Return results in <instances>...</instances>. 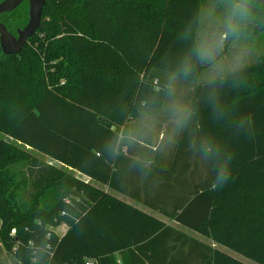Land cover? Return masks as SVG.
Segmentation results:
<instances>
[{"label":"trees","instance_id":"trees-1","mask_svg":"<svg viewBox=\"0 0 264 264\" xmlns=\"http://www.w3.org/2000/svg\"><path fill=\"white\" fill-rule=\"evenodd\" d=\"M246 2L258 19L239 36L264 32V0ZM203 7L204 0H48L39 35L18 54L0 51V244L19 262L247 264L95 182L264 264L263 56L204 81L227 43L214 64H197L181 79L192 88L194 115L169 140L168 159L159 153L164 140L147 147L127 137L128 122L172 96V71L206 31ZM205 143L215 156L205 157ZM233 154L232 177L209 191Z\"/></svg>","mask_w":264,"mask_h":264},{"label":"crops","instance_id":"crops-1","mask_svg":"<svg viewBox=\"0 0 264 264\" xmlns=\"http://www.w3.org/2000/svg\"><path fill=\"white\" fill-rule=\"evenodd\" d=\"M216 65H217V63L213 66L206 68L203 73L206 74L205 72L207 69H209L210 71L213 70V68H215ZM245 66H247V65L245 64ZM245 66H243V67H245ZM243 67L241 66L240 68H243ZM240 68H238V69H240ZM208 74H210V73H208ZM210 79H213V78H208L207 80L205 79L204 81H208ZM174 87H175V92L172 94V96H170L167 99L166 106L164 108H161L160 110H153V111L143 110L140 112L139 118L134 119V120L128 122V124H127V127H128L127 137H130L132 140L137 139L138 142L143 146L149 147L147 144L150 145L152 142H155L157 140H159V141L164 140L165 144H163L160 147L159 153L161 154L162 157H166L167 159L169 158L170 155H172V150H173L172 147L169 148V146H168L169 140L171 141L172 138L179 135L183 131V128H184V127L179 128L177 126L175 119L173 118V116L171 114V106L173 105V103H180V104L187 105L190 107V105L192 103V100H191L192 88L190 85L184 83L183 81H179V82H176ZM154 150H156V148H154ZM37 155L39 157L44 158V156H42L40 154H37ZM51 162H52V164L57 165L59 168H63L64 170H66L67 172H69L73 175L76 174V172H74V170L66 168V167L62 166L60 163H56L54 161H51ZM76 175L80 178L85 179L88 182L92 181L91 179H89L88 177H86L82 174H76ZM93 184L97 185L98 187H100L101 189H103L106 192L112 193L114 196H116L117 198H119L125 202H128L130 204L138 206L139 208L143 209L145 212L159 218L160 220L165 222L168 226H170V227L174 228L175 230L187 235L188 237H191V238H193V239H195L201 243H205L209 246L220 248L221 250H223L227 254H230L227 252L228 250L226 251V248L218 246L216 243H214L210 239L206 238L205 236L182 226L181 224L177 223L175 220L168 218V217L164 216L163 214H161L157 211L146 208L141 204H137L130 196H128L126 194L119 193L118 191H113V190L109 189L107 186H103V185L97 184L95 182H93ZM0 226H1V221H0ZM66 230H67L66 226H63L60 228L61 233H64ZM168 245H171V242H169ZM1 246H3V245L0 244V255L2 257L6 258L5 256H7L6 253H8V252L6 251V249H3ZM117 258L120 261V255L117 254Z\"/></svg>","mask_w":264,"mask_h":264},{"label":"clouds","instance_id":"clouds-1","mask_svg":"<svg viewBox=\"0 0 264 264\" xmlns=\"http://www.w3.org/2000/svg\"><path fill=\"white\" fill-rule=\"evenodd\" d=\"M251 15L246 0H241L239 3H234L230 6L228 13L225 17L224 28L225 31L219 36H213L204 34L200 39L192 46L189 53L185 55L176 65L175 69L169 78L166 85L168 93L171 95L175 92L174 85L177 81L183 79L187 80L195 72L197 64H214L216 56L223 48V41L232 36L238 38L241 30V26L245 20ZM171 114L175 119V122L179 128H183L191 120L194 115L193 110L180 103H173L171 106ZM119 138L117 145L112 146L110 151L113 155L118 154ZM203 150L206 158L215 156L211 144L205 143ZM235 159V154L228 157L222 164H220L211 179L208 186L209 191H217L223 188L229 179L232 177V165Z\"/></svg>","mask_w":264,"mask_h":264},{"label":"rangeland","instance_id":"rangeland-1","mask_svg":"<svg viewBox=\"0 0 264 264\" xmlns=\"http://www.w3.org/2000/svg\"><path fill=\"white\" fill-rule=\"evenodd\" d=\"M234 3L236 2L233 0H204L201 29L205 28L206 31H200L201 36L209 32L208 35L219 37L225 30V17L230 6ZM250 12L251 15L243 22L241 26L242 28L245 25L254 26L256 19H258V16L254 11L250 10ZM231 37L232 36L230 35L223 41V48L217 56L223 55V52L226 51L224 47L227 43L231 46H228L225 55H223L213 70H206L203 80H207L208 78H216L224 73L238 69L241 66L243 67L245 64L250 65L251 63L257 62L260 58H262V56L264 57V32L239 36L234 41L231 40ZM217 56L216 58H218ZM51 65H55V63H51ZM35 154L38 156V153ZM40 158L44 159L43 157ZM1 247L5 249L4 246ZM227 250L228 249H226V251ZM227 252L247 264H257L241 255L236 254L233 251L228 250ZM6 255V258L0 255V264H22L9 252L6 253Z\"/></svg>","mask_w":264,"mask_h":264},{"label":"water","instance_id":"water-1","mask_svg":"<svg viewBox=\"0 0 264 264\" xmlns=\"http://www.w3.org/2000/svg\"><path fill=\"white\" fill-rule=\"evenodd\" d=\"M25 0H4L0 3V15L12 12ZM31 6L30 22L27 27L20 33L19 39H16L8 32L6 27L0 23V48L4 55H14L20 53L29 38L40 26L42 9L45 0H28Z\"/></svg>","mask_w":264,"mask_h":264},{"label":"flooded vegetation","instance_id":"flooded-vegetation-1","mask_svg":"<svg viewBox=\"0 0 264 264\" xmlns=\"http://www.w3.org/2000/svg\"><path fill=\"white\" fill-rule=\"evenodd\" d=\"M4 0H0V3ZM48 0H45V5L42 9V15L40 19V26L35 30L32 36H29L25 45L30 43L35 36L39 35L40 29L43 25V11ZM31 6L28 0L23 1L16 9L12 12L1 14L0 23H2L8 32L12 34L16 39H19L20 33L27 27L30 22ZM24 45V46H25ZM0 51L3 53L2 49Z\"/></svg>","mask_w":264,"mask_h":264},{"label":"built area","instance_id":"built-area-1","mask_svg":"<svg viewBox=\"0 0 264 264\" xmlns=\"http://www.w3.org/2000/svg\"><path fill=\"white\" fill-rule=\"evenodd\" d=\"M15 231H12V234H14ZM86 264H93L92 262H87Z\"/></svg>","mask_w":264,"mask_h":264}]
</instances>
